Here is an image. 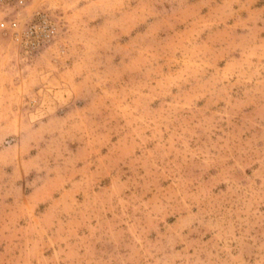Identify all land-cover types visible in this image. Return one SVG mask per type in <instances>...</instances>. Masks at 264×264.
I'll list each match as a JSON object with an SVG mask.
<instances>
[{
  "label": "rangeland",
  "instance_id": "obj_1",
  "mask_svg": "<svg viewBox=\"0 0 264 264\" xmlns=\"http://www.w3.org/2000/svg\"><path fill=\"white\" fill-rule=\"evenodd\" d=\"M0 264H264V0H0Z\"/></svg>",
  "mask_w": 264,
  "mask_h": 264
},
{
  "label": "built area",
  "instance_id": "obj_2",
  "mask_svg": "<svg viewBox=\"0 0 264 264\" xmlns=\"http://www.w3.org/2000/svg\"><path fill=\"white\" fill-rule=\"evenodd\" d=\"M16 2H17V4L22 6L26 3V0H16ZM37 15L39 16L38 22L35 21L32 24H30L29 26H27V29L25 31L17 28V26H18L17 21H12L8 27L16 30L17 34L21 35V34L25 33V35L28 38L37 37V36L43 34L44 32H46V29L48 30V25L51 23V21H49V19H48V15H46L45 13H43V12L41 13V11H39V12H37ZM44 23H45V25H44ZM1 25L3 27L7 26L5 22L1 23Z\"/></svg>",
  "mask_w": 264,
  "mask_h": 264
}]
</instances>
